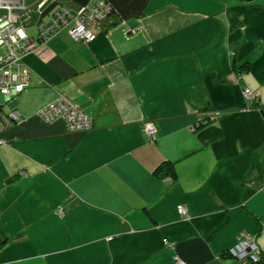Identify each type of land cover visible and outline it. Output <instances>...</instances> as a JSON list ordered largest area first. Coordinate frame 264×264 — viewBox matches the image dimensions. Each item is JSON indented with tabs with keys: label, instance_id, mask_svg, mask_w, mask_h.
<instances>
[{
	"label": "crops",
	"instance_id": "crops-1",
	"mask_svg": "<svg viewBox=\"0 0 264 264\" xmlns=\"http://www.w3.org/2000/svg\"><path fill=\"white\" fill-rule=\"evenodd\" d=\"M241 4L231 28L227 10ZM114 22L89 43L61 29L24 55L29 86L11 101L0 93L21 117L0 122V264H244L222 255L243 231L264 250V178L252 172L257 157L264 173V0H150ZM60 93L92 129L38 115ZM207 107L223 131L211 143L193 129ZM164 161L177 180L155 174Z\"/></svg>",
	"mask_w": 264,
	"mask_h": 264
},
{
	"label": "built area",
	"instance_id": "built-area-1",
	"mask_svg": "<svg viewBox=\"0 0 264 264\" xmlns=\"http://www.w3.org/2000/svg\"><path fill=\"white\" fill-rule=\"evenodd\" d=\"M103 1L104 0H94V3L80 8L78 11H76V13L72 11L74 8L70 9L69 7L65 6L63 8L61 7L62 10L58 12L56 11L59 9H56V13L54 12L52 17L49 19L51 24L45 25V22L48 20H43L40 22V25L43 26L40 35L42 34L43 38L45 39L51 34H56L61 26H65V24L61 23L65 20L67 24L72 25V27L75 29L73 33L74 35L78 37L81 36L88 41L93 40L96 38V29L93 27V25L96 26L97 23L103 17H105L106 13L108 12L107 7H101L98 5L102 4ZM10 2L11 5L7 3L5 5L8 10L11 7L19 10L26 9L24 1L10 0ZM46 3L45 1L39 2V7L41 10L46 6ZM12 14L13 13L11 10H9V17L11 19H9L7 23L13 22V25L15 26L19 21L18 16L16 15V17H11ZM2 26L3 29L1 33L3 34L4 32V34L2 40L0 39V44H4L2 49L5 50V55L3 56V59H1L3 60V63L0 61V65L2 64L0 67V93L4 96L6 101H11L12 99L17 98V96L28 87L32 80V72L22 61L25 53L33 50L36 47V42L29 40L30 38L28 37L25 29L20 25L15 26L14 32H11L10 34H8L7 31L12 30L8 28L4 29L5 24H2ZM73 34L72 36L75 37ZM1 74H3V76ZM245 93V96L251 101L257 100L258 98V95L250 90H246ZM38 115L45 122H52L62 118L66 120L68 129L87 128L92 125L93 122L90 114L84 111L78 103H74L69 96L63 93H60L56 99L40 109L38 111ZM20 118V113L16 109L7 113L5 111H0V119H2L1 121L8 122V120H20ZM147 129L151 135L149 137L154 140V136L158 131L154 122H150L149 128ZM178 208L184 218H188L190 216L187 206L180 204ZM242 235L251 234L244 232ZM252 238L253 237H250V240L254 242V245H248L246 243L242 244H246L244 245V249H246V253L249 254L245 256V250H242V248L241 251L239 249V253L237 252V254H240L239 256L241 259H249L250 261L253 260L256 262L258 258L260 260L261 250L254 238ZM237 254L235 255L237 256Z\"/></svg>",
	"mask_w": 264,
	"mask_h": 264
},
{
	"label": "trees",
	"instance_id": "trees-1",
	"mask_svg": "<svg viewBox=\"0 0 264 264\" xmlns=\"http://www.w3.org/2000/svg\"><path fill=\"white\" fill-rule=\"evenodd\" d=\"M90 1L92 0H52L51 7L52 8L56 7L57 9H60L62 6L86 7L92 4V2ZM104 1H106L109 4V9L106 15L109 16V18L115 19L114 24L117 23L116 21L140 18L142 15H144L145 10L150 2V0H104ZM247 8H248V5L246 4L236 5V6H232L228 8L227 13H228L229 24L231 28H236L243 24L242 15H243V12ZM46 11H44L43 9L42 13L38 12L41 14L39 22L43 21L46 15H49L50 16L49 19H50L55 12L51 9V11L47 14ZM232 64H233V68L238 73H242L243 71H249L250 69V61H245L244 63L239 65L235 62V60H233ZM251 102H254L252 106H259L260 99L258 97L257 100H254ZM12 110H15V109H12ZM203 110L206 112L205 115L202 118H200L197 122H195L193 129L195 130L197 135L207 143H211L213 141L221 139V137H223V131H222L221 126L215 122V118H214L215 112L212 113V109L208 107L204 108ZM0 111H4L2 108L1 102H0ZM252 169H253L252 172L254 173L256 172L258 174L257 176H259V179L262 180L264 178V173L261 168L259 158L257 157L254 158ZM155 174L161 177L169 176L172 180H177L178 178V173H177L175 164L171 161H164L160 165H158L157 168L155 169ZM243 184L247 187V190L244 196L245 201H246L256 192V189L252 188L251 180H247ZM245 201L243 202V207L247 209L244 204ZM227 222H228V219H226L224 223H227ZM224 223L222 225H224ZM216 231L218 230H215L209 237L213 236L216 233ZM254 240L259 246V248L262 250L256 237L254 238ZM262 251H263L261 255L262 257H260L261 259L259 261L248 262L249 259L248 260L242 259L243 263L244 264H264V250ZM222 256L226 257L228 255H226L225 252H223Z\"/></svg>",
	"mask_w": 264,
	"mask_h": 264
},
{
	"label": "rangeland",
	"instance_id": "rangeland-1",
	"mask_svg": "<svg viewBox=\"0 0 264 264\" xmlns=\"http://www.w3.org/2000/svg\"><path fill=\"white\" fill-rule=\"evenodd\" d=\"M21 1H24V4L26 5V9L25 10H19V9H15V8H10L9 10H11V12L13 13L12 14V16L11 17H16V15L18 16V22H17V25H15V26H22L24 29H25V31H26V33H27V35H28V37L30 38L29 40H31V41H35L36 42V47L33 49V50H31V51H34L36 48H37V46H39V44H45V42H47L51 37H54V35L55 34H51L50 36H48L47 38H43V35L41 34L40 35V32L42 31V28H43V26H41L40 25V22H39V19H40V16H41V14L40 13H38L39 11L42 13V11H43V9H44V11H46L48 8V10L46 11L47 12V14L51 11V9L53 10V11H55L57 8L55 7V8H52L51 7V3H52V0H35V3L34 4H30V0H21ZM27 1V2H26ZM34 1V0H33ZM42 2V1H45V3H46V6L41 10V8L39 7V2ZM90 2H92V3H94V0H92V1H90ZM6 3L7 4H9V5H11V2H10V0H0V39L2 40V38H3V34H4V32H3V34L1 33V31H2V24H5V27H4V29H6V28H8V29H10V30H12V31H7V33L8 34H10L11 32H14V28H15V26L13 25V22H9V23H7V21H9V19H11L10 17H9V10H8V8L5 6L6 5ZM32 3V2H31ZM99 6H101V7H107L108 9H109V4L106 2V1H103L102 2V4H98ZM51 7V8H50ZM64 6H62V8H63ZM67 7V6H66ZM83 6H69V8L70 9H73V8H75V10L76 11H78L80 8H82ZM3 8H5V9H3ZM62 8H60L59 10H57L56 12H58V11H61L62 10ZM55 12V13H56ZM63 12H64V10H63ZM107 14V13H106ZM49 15H46L45 17H44V20L46 21V20H48V21H46L45 22V25H49V24H51L50 23V20H49ZM107 18H109V16H107V15H105V17H103L99 22H101L102 20H104V19H107ZM98 22V23H99ZM61 23H63V24H65V26H61L60 28H59V30L57 31V33L61 30V29H64V28H67L68 29V31H69V33L71 34H73L74 33V31H75V29L72 27V25H70V24H67L66 22H65V20L64 21H62ZM97 23V24H98ZM15 24V23H14ZM67 24V25H66ZM93 27L96 29V27H95V25H93ZM17 28V27H16ZM16 30V29H15ZM71 31V32H70ZM34 34V36H32L31 34ZM56 33V34H57ZM72 34H71V36H72ZM74 35V34H73ZM75 37H73L75 40H81V41H84V42H87V43H89V42H92V41H94L95 40V38L93 39V40H90V41H88L87 39H85V38H83V37H78V36H76V35H74ZM96 37H97V30H96ZM44 39V40H43ZM86 40V41H85ZM4 44L2 43V44H0V61L3 63V60H1V59H3V56L5 55V53H4V49H2V46H3ZM28 52H30V51H28ZM28 52H26V53H28ZM25 53V54H26ZM22 62H24L25 63V61H24V57H23V61ZM23 63V64H24ZM26 64V63H25ZM2 66V64L0 65V67ZM30 69V68H29ZM30 71H31V69H30ZM2 76H3V74H1ZM29 86V85H28ZM246 91V90H245ZM246 93L244 92V95H245ZM247 100H250V99H247ZM72 101L74 102V103H77L75 100H73L72 99ZM254 102H251V104H253ZM2 119H0V122L2 123V124H4L5 125V127H7V126H10L13 122H18V121H20V120H8V122H4V121H1ZM53 122V121H52ZM150 122H153V121H151V120H149V121H147L146 122V124H145V132L147 133V135L148 136H151L150 134H149V132H148V129L147 128H149V125H150ZM47 123H49V122H47ZM155 124V123H154ZM67 125V124H66ZM68 126V125H67ZM156 126V125H155ZM86 127V126H85ZM157 127V126H156ZM93 128V122H92V125H90L89 127H87V128H77V129H69L70 131H84V130H90V129H92ZM150 130V129H149ZM158 132V131H157ZM157 137V133H156V135L154 136V138H156ZM9 141L7 140V139H5V138H3V137H1L0 136V145H6L7 143H8ZM183 205H185V204H183ZM179 209V208H178ZM60 215H63L64 214V211L62 210V209H59L58 211H57ZM243 232H246V231H243ZM246 233H248V232H246ZM250 234V233H249ZM253 237V238H255L256 237V235H254V234H251V235H242V233L239 235V237H238V239L233 243V244H231L227 249H226V251H224L225 252V254L227 255L228 253H229V255L228 256H233V254H236V252H238L237 251V249L235 248V251H233V249H232V247L234 246V247H236V242L237 241H239V243H240V245L242 246V250L244 249V245H242L241 244V242H243V243H246V242H248L247 241V239H250V237ZM252 238V239H253ZM246 241V242H245ZM165 244L167 245V246H174V243L173 242H169L168 240L165 242ZM245 250V256H247L249 253H246V249H244ZM240 251H241V248H240ZM228 252V253H227ZM262 253H263V251H261V255H262ZM175 256H178L177 254H174ZM233 257H236V256H233ZM260 257H262V256H260ZM177 258H179V256L177 257ZM173 259H174V261H175V259H176V257L174 258L173 257ZM239 259V258H238ZM232 260H234V259H232ZM240 260V259H239ZM241 262H243L242 260H240ZM259 261V260H258ZM248 262H250V261H248ZM251 262H255V261H251ZM175 264H176V261H175Z\"/></svg>",
	"mask_w": 264,
	"mask_h": 264
},
{
	"label": "bare ground",
	"instance_id": "bare-ground-1",
	"mask_svg": "<svg viewBox=\"0 0 264 264\" xmlns=\"http://www.w3.org/2000/svg\"><path fill=\"white\" fill-rule=\"evenodd\" d=\"M74 13H76V10L75 9H73L72 10ZM178 211H179V213L182 215V213H181V211L178 209ZM244 232H242V234H243ZM249 234V233H248ZM247 241L248 242H246V244H248V245H254V242L252 241V240H250V239H247ZM241 244H243V242H241ZM246 244H244V245H246ZM235 248L237 249V251H238V253H239V249L240 248H242V246L240 245V243H239V241H237L236 242V247H232V249H233V251H235ZM261 250V249H260ZM262 251V250H261ZM236 252V251H235ZM228 253V252H227ZM236 254H237V252H236ZM227 255H229V253L227 254ZM240 255V254H239ZM238 254H237V256L235 255V254H233V256H236L237 258H239L240 260H242L241 259V257L239 256ZM174 258H175V256H174ZM261 259V258H260ZM246 260V259H245ZM259 260V258L257 259V261ZM175 261H176V264H186V262L185 261H183L180 257L179 258H177V256H176V259H175ZM250 261V260H249ZM256 261V262H257ZM251 262V261H250Z\"/></svg>",
	"mask_w": 264,
	"mask_h": 264
}]
</instances>
